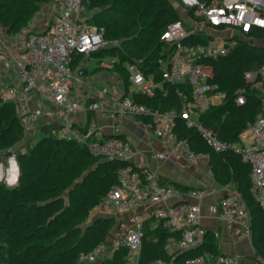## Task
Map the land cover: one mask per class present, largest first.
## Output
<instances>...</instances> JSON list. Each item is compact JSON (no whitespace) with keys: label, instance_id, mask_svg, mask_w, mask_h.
<instances>
[{"label":"built area","instance_id":"built-area-1","mask_svg":"<svg viewBox=\"0 0 264 264\" xmlns=\"http://www.w3.org/2000/svg\"><path fill=\"white\" fill-rule=\"evenodd\" d=\"M52 1L55 10L42 30H35L30 22L14 31L0 24V102L13 105L24 135L36 134L41 125L55 124L51 133L57 139L84 146L93 157L126 162L117 168L116 183L97 205L118 213L109 239L80 252L75 264L95 263L105 245L109 247L108 254L124 249L128 263L136 264L142 224L150 215L167 230L178 232L171 261L155 259L150 264H171L177 253L201 246L207 232L199 221V200L206 189L193 185L181 190L161 183L155 169L130 162L133 149L116 137L118 125L108 137L94 120L74 121L72 116L77 112L138 118L165 148L182 150L189 159L208 158V153L194 151L187 139L177 137L173 126L180 116L184 125L194 128L206 145L215 151L230 148L249 166V193L259 209L264 210V114L246 123L238 134V141L232 143L220 140L217 130L198 118L210 106L220 104L224 95L212 81V68L207 61L229 55L239 41L252 39L251 44H257L260 38L249 35L254 30H264V0H181L184 14L161 32L165 54L157 59L163 81L182 83L189 89L187 101L182 90L176 92L183 102L180 113L175 109L152 108L134 98V93L152 97L160 86L143 74L138 62H129L126 66L130 83L127 92L122 89L117 94L111 87L103 86L94 89V97L81 105L71 90L77 73L82 74V68H86L82 63L75 72L72 60L75 55L85 57L103 47L107 43L104 29L86 21L85 14L90 13L86 7L88 0L85 3L83 0ZM197 33L201 40L193 41ZM243 77L259 95H264V61L257 69L245 70ZM245 96V90H239L234 102L242 105ZM217 206L223 228L235 232L237 240L251 243L252 217L241 195L236 190L227 191L217 198ZM128 210L131 212L124 216L123 212ZM213 236L217 238L218 233L213 232ZM260 262L264 264L263 259ZM182 264H239V261L234 255L212 257L208 252H201L184 259Z\"/></svg>","mask_w":264,"mask_h":264},{"label":"trees","instance_id":"trees-1","mask_svg":"<svg viewBox=\"0 0 264 264\" xmlns=\"http://www.w3.org/2000/svg\"><path fill=\"white\" fill-rule=\"evenodd\" d=\"M41 1L44 0H0V24L8 31L16 30L28 22L35 10L32 2ZM86 7L90 10L86 21L103 27L107 42L95 53L113 51L117 55L110 67L117 64L124 71L123 91L127 92L130 87L127 64L138 62L143 74L160 86L152 97L134 93V98L152 108L175 109L180 113L183 102L176 92L182 90L187 101L189 89L182 83L163 81L157 63L165 54V51L162 53L165 43L160 40L161 32L167 24L180 18L173 4L169 0H88ZM249 36L264 39V30H254ZM114 40L118 43L113 44ZM192 40H201L200 33ZM83 57L74 56L72 69ZM263 61L264 46L244 40L239 41L229 55L207 61L212 68V81L224 95L220 104L210 106L198 118L201 123L214 127L220 140L236 141L245 124L260 115L264 98L244 79L243 72L257 69ZM82 69L85 72L86 69ZM241 89L245 90V102L237 105L234 98ZM52 128L56 125H41L39 132L43 135L28 146L27 151L17 155L16 184L8 186L0 182V264H75L80 252L105 242L114 227V218L107 216L95 218L93 224L84 229L81 224L116 183V170L126 162L93 157L84 146L54 137ZM173 131L177 137L187 139L194 151L208 153L218 184H233V190L245 201L252 217L254 253L249 258L261 264L260 260H264V210L259 209L249 193V166L230 148L215 151L206 145L194 128L184 125L180 116L175 119ZM25 136L13 105L0 102V151L11 152ZM160 180L181 190L188 187L166 178ZM155 218L153 215L143 221L136 264H150L155 259L169 263L175 252L168 253L165 246L170 237L178 238V232L167 230L161 221L153 224ZM201 252H208L212 257L222 255L216 238L209 231L201 246L177 253L171 264H182L184 259ZM100 264L130 263L124 249L120 248Z\"/></svg>","mask_w":264,"mask_h":264},{"label":"crops","instance_id":"crops-1","mask_svg":"<svg viewBox=\"0 0 264 264\" xmlns=\"http://www.w3.org/2000/svg\"><path fill=\"white\" fill-rule=\"evenodd\" d=\"M82 73L84 74L83 71ZM77 74L78 76L75 81H82L83 74ZM109 87L115 93H121L122 88ZM89 90L90 92L85 91L86 99L94 97L93 88ZM88 116H90V120H94L101 126L104 135L108 137L113 135V127L118 125L119 133L116 137L130 144L133 149L130 162L133 165L149 166L155 169L161 178L173 180L186 186L199 184V186L206 189V194L199 200V221L207 231L212 234L213 232L218 233L216 240L218 242L219 254L234 255L238 258L239 264H259V262L249 258L254 253L252 243H249L247 240H237L235 232L225 230L219 220L217 198L228 191V185L220 186L215 180L208 158L189 159L182 150L175 149L172 146L165 148L160 139L138 118H131L122 114H119L117 118H112L98 112H77L73 114L72 119L74 121L85 122ZM236 141H238V137ZM107 209L110 208L96 206L93 208V211H95L97 216L106 217L108 215L106 213ZM110 210H114L111 214L115 216L108 215L107 217H113L117 221V211L115 209ZM129 212L131 211H124L123 215L126 216ZM155 220L158 221L156 218ZM155 223L153 221V224ZM169 240L171 241L168 246ZM165 248L166 250H171V252L175 251L177 248L176 239L173 237L172 239H168ZM167 252L171 253L168 250Z\"/></svg>","mask_w":264,"mask_h":264},{"label":"rangeland","instance_id":"rangeland-1","mask_svg":"<svg viewBox=\"0 0 264 264\" xmlns=\"http://www.w3.org/2000/svg\"><path fill=\"white\" fill-rule=\"evenodd\" d=\"M170 3L173 4L174 8L177 11L178 16H182L184 14V10L182 9V1L181 0H169ZM33 5L36 7L35 10L31 13V16L28 19V22H30L35 30H42L48 21V18L50 17L52 11L54 10V3L52 0H44L41 2H32ZM90 14L86 13L85 18H87ZM256 46H264V39L260 38V40L257 42ZM165 49L162 50V53H164ZM110 53V54H109ZM117 55L113 51H108L107 53L102 54H95V55H88L81 59H79L73 66V70L75 72L78 71L79 68H81V65L83 63V66L86 68V71L83 74L82 81L77 82L73 80V87L71 90V95L76 99L80 100V104L82 105L86 99V93L85 91L90 92V88L94 89H100L103 86H115L116 88L121 89L124 81V71L120 69V66L115 64L113 67H110L111 62ZM105 65V66H104ZM259 114H264V102L261 106V112ZM24 135V134H23ZM37 135V136H36ZM36 135L34 137H30L32 135H26L15 147L11 148L10 154H7L5 151H0V182L11 186V178L14 171L11 165V157H13L15 160L17 158V155L21 152H25L28 149V146L33 145V143L43 134L41 132H36ZM238 137V136H237ZM237 140V139H236ZM233 184L228 185L227 190H232ZM226 190V191H227ZM114 212V210L107 209L106 213L109 216H115L111 213ZM107 215V216H108ZM97 214L95 211L91 210L89 212L88 218L86 222L81 224V228L84 229L86 226L93 224L95 218H97ZM154 222H157L155 219ZM116 219L113 220V224L115 225ZM113 225V226H114ZM110 232L107 236V239H109ZM106 239V240H107ZM169 239H172L170 237ZM170 241L168 242V246L170 245ZM174 243V242H173ZM108 245H105V249H103L100 252V256L98 260L93 264H100L101 261H103L108 255ZM171 252V250L167 249Z\"/></svg>","mask_w":264,"mask_h":264},{"label":"water","instance_id":"water-1","mask_svg":"<svg viewBox=\"0 0 264 264\" xmlns=\"http://www.w3.org/2000/svg\"><path fill=\"white\" fill-rule=\"evenodd\" d=\"M247 41H248L249 44L252 43V39H247ZM94 54H96V53H91V55H94ZM262 98H264V95H263ZM7 154H10V152H8ZM11 165H12L14 174H13L12 177H9V178H11V182H12L11 186H13V185L16 184V181H17V178H18V165H17L16 160L13 157H11ZM197 186H199V184H197ZM181 200L182 199L178 200L177 202H180Z\"/></svg>","mask_w":264,"mask_h":264}]
</instances>
